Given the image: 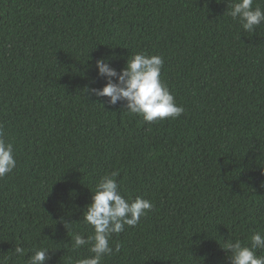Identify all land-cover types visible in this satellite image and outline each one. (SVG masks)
<instances>
[{
    "label": "trees",
    "instance_id": "1",
    "mask_svg": "<svg viewBox=\"0 0 264 264\" xmlns=\"http://www.w3.org/2000/svg\"><path fill=\"white\" fill-rule=\"evenodd\" d=\"M232 2L0 0V131L17 161L0 178V264L91 256L71 237L93 235L83 213L112 173L153 208L101 264H230L225 242L264 231V24L243 31ZM136 53L163 57L180 117L146 122L87 92L106 84L98 59L119 72Z\"/></svg>",
    "mask_w": 264,
    "mask_h": 264
},
{
    "label": "clouds",
    "instance_id": "2",
    "mask_svg": "<svg viewBox=\"0 0 264 264\" xmlns=\"http://www.w3.org/2000/svg\"><path fill=\"white\" fill-rule=\"evenodd\" d=\"M254 0H233L227 6L226 13L238 19L243 31L253 32L264 24V9L253 7ZM164 59L160 55L136 53L127 59L126 66L119 72L104 59L96 61L98 75L106 79L102 88H88L87 92L97 97H108L107 103L115 106L126 102L125 108L131 114L142 115L146 122H157L166 118L176 119L184 113L174 95L161 78ZM13 145L6 142L0 131V178L10 174L16 167ZM116 173L105 175L91 191V203L83 213L84 221L93 228V235L87 238L79 233L71 237L72 249L90 245L91 256L79 259L76 264H101L104 257L112 255L110 246L112 234L124 231L125 225L136 226L141 217L153 208L150 200L137 196L134 200L122 195L116 182ZM68 231L73 222L61 221ZM223 249L230 252V264H264V255H257V250H264V231L256 232L251 237L250 245L241 241H227ZM15 254L22 257L25 249L16 246ZM120 245H115V252ZM47 248L35 249L29 256L27 264H45L50 260Z\"/></svg>",
    "mask_w": 264,
    "mask_h": 264
}]
</instances>
